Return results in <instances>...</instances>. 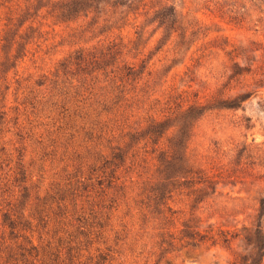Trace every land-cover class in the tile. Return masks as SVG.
<instances>
[{
  "label": "rangeland",
  "instance_id": "rangeland-1",
  "mask_svg": "<svg viewBox=\"0 0 264 264\" xmlns=\"http://www.w3.org/2000/svg\"><path fill=\"white\" fill-rule=\"evenodd\" d=\"M63 2L0 0V264H264V0Z\"/></svg>",
  "mask_w": 264,
  "mask_h": 264
},
{
  "label": "trees",
  "instance_id": "trees-1",
  "mask_svg": "<svg viewBox=\"0 0 264 264\" xmlns=\"http://www.w3.org/2000/svg\"><path fill=\"white\" fill-rule=\"evenodd\" d=\"M84 3V0H67V2H63L61 6L56 7V16L60 19H67L69 17H72L79 11V8L81 4ZM6 39V38H5ZM14 223V222H13ZM36 249V246H32L29 250L30 254L33 252V250Z\"/></svg>",
  "mask_w": 264,
  "mask_h": 264
}]
</instances>
